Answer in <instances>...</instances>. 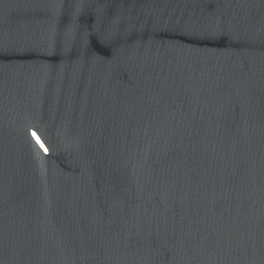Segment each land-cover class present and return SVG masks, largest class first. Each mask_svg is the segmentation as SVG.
<instances>
[{"label": "water", "instance_id": "1", "mask_svg": "<svg viewBox=\"0 0 264 264\" xmlns=\"http://www.w3.org/2000/svg\"><path fill=\"white\" fill-rule=\"evenodd\" d=\"M0 264H264V0H0Z\"/></svg>", "mask_w": 264, "mask_h": 264}]
</instances>
